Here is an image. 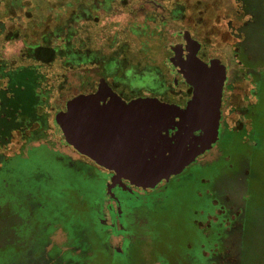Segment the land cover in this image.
I'll use <instances>...</instances> for the list:
<instances>
[{
  "label": "rangeland",
  "instance_id": "374dc122",
  "mask_svg": "<svg viewBox=\"0 0 264 264\" xmlns=\"http://www.w3.org/2000/svg\"><path fill=\"white\" fill-rule=\"evenodd\" d=\"M91 1L8 0L7 3H2L0 0V22L15 33L11 41L4 35L0 36V71L9 68L12 76L17 72L18 68L14 71L13 66L17 61V66L36 68L38 73L44 76L45 81L35 89L37 105L33 108L37 110L39 107L38 114L48 118L47 139L55 144L57 149L60 148V139L55 135L54 119L65 110L67 102L73 96L96 89L99 82L103 81L102 70L90 64L84 67L86 69L71 71L66 69L61 57L56 56L51 64L41 62L40 60H50L54 57L50 50L40 51L36 57L38 60L24 56L23 51L24 47L27 52L35 50V45L40 43L44 33L64 24L78 5H86ZM176 3L181 4L183 10L178 21L161 26L157 30L154 24L149 23L145 35L136 38L130 35L129 28L134 22L145 24L146 10L160 4L170 12ZM138 9L141 10L137 11ZM247 19L236 0H113L112 10L101 15L100 22L94 20L95 22L83 25L88 34L80 29L79 39L86 41L85 38L90 35L89 42L91 41L95 48H103L107 56L111 52L110 37L116 34L123 38L122 46L133 49V52L137 53L140 47L146 46L154 50L156 57H160L175 42L173 32L187 29L206 45L210 44L215 51L232 47L233 62L240 64L235 53L239 50L238 42L242 40V35L237 30ZM258 28L256 26L253 29ZM249 35L244 46L250 50L251 55L243 51L240 53L242 72L239 66L233 67V89L230 93L233 114L228 117V122L233 125V129L245 126L247 132H250L245 138L247 142H241L242 138L239 137L238 140L234 135L232 144H229L225 151V157L222 155L214 164H223L231 170L230 172L233 171V177L248 170V183L254 185V188L251 193H247L243 183L235 184L232 186L233 200L239 203L259 199L260 205L264 206V106L259 102L248 107L246 118L250 119V122L241 114L246 106L256 102L253 96L256 87H261L264 81L257 83L262 73L258 68L261 61L253 57L260 55L261 59H264V37ZM48 46L54 47L56 43L49 42ZM135 75L128 74L127 83L130 79L134 81ZM40 81L41 79L38 82ZM5 84L6 80L1 81L0 88ZM136 86L139 87L140 83ZM261 91L264 93V86ZM16 117L17 115H11L9 119L17 122ZM33 128H38V125ZM23 143L24 135L17 132L13 134L10 145L0 148V154L6 159L11 158L4 160L0 168V264H114L108 259L103 243L87 231L92 220L91 209L85 206V202L88 203L94 198L88 188V184L93 182L91 174L87 169L82 173L75 172L76 167H70L68 161L58 152L51 151L52 157L49 160L35 158L33 148L28 145L19 152ZM240 148L243 155L241 159L237 156ZM61 149L76 158L70 150L68 152L63 147ZM226 155L234 156L233 162L227 159ZM198 163L199 159L187 168L184 174L192 172ZM232 163L233 168L230 169ZM255 183L258 186H255ZM170 190V197H176L177 190ZM184 191L179 189L178 192ZM197 203L185 202L180 210L179 207L158 204L157 214L140 220L141 223L138 224L141 225V230L132 236L136 241L148 240L145 241L149 244L148 249L153 248L150 245L151 240L156 246V252L149 255L148 250L149 253L145 257L148 263H141L137 258L131 261L126 259L127 263L207 264V260L202 256L203 248L210 251L215 247V243L220 242V228L216 223L207 224L204 228L199 226V222H206L207 215L194 212ZM32 208L34 210H31ZM181 210L185 212H179ZM209 212L211 214L213 208ZM249 216L246 239L243 245L237 248V252L240 254L241 264H264V209H257ZM196 234L202 236L201 241L194 240ZM170 238L174 239L166 240ZM113 244L118 245V241L113 240ZM224 249L229 251L227 245ZM233 264H240L239 260Z\"/></svg>",
  "mask_w": 264,
  "mask_h": 264
},
{
  "label": "flooded vegetation",
  "instance_id": "af4514ba",
  "mask_svg": "<svg viewBox=\"0 0 264 264\" xmlns=\"http://www.w3.org/2000/svg\"><path fill=\"white\" fill-rule=\"evenodd\" d=\"M7 2L8 0H2V3ZM112 4L113 0H92L89 4L78 5L64 24L56 26L41 36L40 43L35 45L36 49L33 51L30 50L32 53L29 51L31 54L24 47L23 55L26 57H34L36 60L37 54L40 51L50 50L51 53L54 51L52 53L54 55L52 59L40 60L41 62L51 64L56 59V56L57 58L61 57V48L63 46L67 47V43H70V46L74 50H82L83 52L82 59L78 61L79 65L74 63L75 65L73 64V67L78 68L79 66L83 67L93 64L101 68L103 81L122 100L129 102L137 98H156L162 102L184 108L193 95V88L177 76V69L172 66V63L181 54L186 52L188 41H197L200 44V48L197 51L199 60L208 65L213 60H219L226 68L218 137L211 148L197 158V160L199 159L198 166L188 175L184 174V171L194 164L196 160L181 174L171 178L169 181H162L155 188L144 189L137 187L126 179L118 177L114 172L99 166L88 157L81 155L74 148L65 144L57 134L55 118V135L60 139V145H58L60 148L57 149L54 146L55 144L50 143L47 139L48 118L43 114H38L39 107L37 110L35 108L34 111L29 112L20 109V113L16 114L17 117L15 120L17 122L11 121L6 115L7 112L12 111V108L5 106L4 102L14 99L13 95L9 93V86L12 82L11 77H14L15 74H18L19 77L25 69L32 68L17 66V61L13 66L15 67L14 71L18 69L12 76L9 68H4L0 71V82L6 80L5 86L0 88V148L10 145L13 141V134L18 132L24 135V143L19 152H21L24 146L28 145L33 148L34 157L39 160H49L52 157V152H58L68 161L70 167H76L75 172L82 173L84 169H87L88 173L91 174L90 176H92L91 178H93V182L88 184V188L94 196L91 201L89 200L88 203L85 202V206L91 209L92 220V224L89 225L87 231L103 243L104 247H106L105 249H107L108 259L114 264H117L119 261H124L130 253L135 251L139 253L142 259L141 263H148V260L145 258L149 253L148 250H150L149 255H152L157 249L151 240L150 245L153 247L152 249L147 248L149 244L146 242L148 240H133L132 236L136 235V231L139 232L141 230V225L138 223H141L140 220L142 221L155 216L157 214L156 209L158 204L178 208L188 201H192L193 203L198 202V206L194 211L196 214L207 215L206 222H199L200 227L204 228L207 224L216 223L220 228L218 233L220 242L215 243L213 245L215 247L210 251L203 248L202 256L207 260V264L236 263L240 259L237 248L243 245L248 232L246 225L250 217L245 216L246 208L255 204L256 200L235 203L233 200L232 186L237 183L240 185L243 183L244 188H246L245 192L251 193L249 189L254 185L248 183V170L233 177V171L230 172L231 170L229 171L223 164L216 165L214 163L222 155L225 157V151L229 144H232L231 140L234 138V135H236L238 140L241 137V142H247L245 138L250 132V130L247 132L245 126L240 129H233V125L231 126L228 122V117L233 114V100L230 94L233 89V67L236 68L239 66L241 71L243 62L239 59L237 62H240V64L233 62L232 47L215 51V48H212L210 44L206 45L198 37L190 34L187 29H180L173 32L172 36L175 38V42L160 57H156L154 50L146 46L140 47L137 53L133 52V49L131 50V48L122 46L124 43L123 38L116 36V34L110 37L112 39L110 43L111 52L105 56L103 48H95L90 43L91 41L89 42L90 35H87L85 38L86 41H81L79 39V33L80 29H82L88 34L86 32L87 28L83 25L85 23H92L94 20L100 22V16L112 10ZM155 6V8L145 11V24L134 22L131 28H129L130 35L133 38L142 34L145 35L149 29V23L154 24V28L157 30L161 26H168L170 23L178 21L179 16L183 14L182 6L179 3H176L170 12H167L160 4H155ZM140 10L138 9L137 11ZM62 32L65 34L63 35ZM3 35L11 41L15 33L8 30L0 22V36ZM49 42L56 43V46H48ZM82 46L84 47L82 48ZM238 49L239 52L237 51L235 53L237 58H239L242 52L240 47ZM248 53L247 51L246 54ZM66 61L65 59L64 64H66ZM36 70L38 71V69ZM133 73L136 74L134 81L130 79L129 83H127V75ZM38 74L41 76L40 73ZM41 77L42 79L39 84L44 82V76ZM17 82H19V79H17ZM20 82L24 83V80ZM137 83H140L139 87L136 86ZM97 87L93 92L97 91ZM134 89H137V91H134ZM256 91L253 95L256 98V102L250 103L241 113L245 118L248 107L260 102ZM22 97L28 98L26 95ZM44 98L48 99L47 96H44ZM11 115L13 114L11 113ZM247 120L250 122V119ZM36 124L38 128L34 129L33 127ZM27 131H29V134H27ZM62 147L64 150H70L76 155V158H73L69 153L62 152ZM240 150L241 148L237 153L239 159L243 158ZM233 157L226 155V158L231 160V162H233ZM9 159H6L3 154H0V168L2 162ZM232 168L233 163L230 166V169ZM173 188L177 190L176 197H170V192H172L170 189L173 190ZM179 189L185 191L180 193L178 192ZM211 208H213V212L210 214L209 210ZM31 210L34 209L32 208ZM167 237L166 235L165 238ZM172 239L166 240L171 241ZM196 239L201 241L202 236L198 234L194 240L196 241ZM113 240H117L118 245H114ZM226 243H229V245ZM48 245L45 246L47 249H49ZM226 245L229 251L224 249ZM202 247L205 246L202 245Z\"/></svg>",
  "mask_w": 264,
  "mask_h": 264
},
{
  "label": "water",
  "instance_id": "95a60500",
  "mask_svg": "<svg viewBox=\"0 0 264 264\" xmlns=\"http://www.w3.org/2000/svg\"><path fill=\"white\" fill-rule=\"evenodd\" d=\"M199 48L197 41H188L186 52L172 63L193 88L186 107L156 98L126 102L102 81L96 92L67 102L56 115L57 134L137 187L155 188L178 176L216 142L221 120L226 68L219 60L203 63Z\"/></svg>",
  "mask_w": 264,
  "mask_h": 264
},
{
  "label": "trees",
  "instance_id": "16d2710c",
  "mask_svg": "<svg viewBox=\"0 0 264 264\" xmlns=\"http://www.w3.org/2000/svg\"><path fill=\"white\" fill-rule=\"evenodd\" d=\"M236 1L240 5L244 16L248 18L247 22L237 30L242 35L241 37L242 40L238 42V47H240L241 51L245 52L246 54L247 51L250 53V50L246 46H244L245 44H247L246 38L248 37V34H250L249 35L250 37L253 35L256 36V34L264 37V0H236ZM256 26L259 28L256 30L253 29L254 27L256 28ZM83 47L84 46H82V48ZM73 50H74L73 48H70V43H67V47L61 48V57L64 61L65 59L67 60L65 64L66 69L74 71L75 69H78V68L82 69L84 67H88L89 65L83 66V67L79 66L78 68L73 67V64L74 63L78 64V61L81 60L83 57L82 50H74L75 52H73ZM52 53H54V51H52ZM72 53H76V54H72ZM249 53L247 55H251ZM257 56L258 57L256 56H253V57L261 61V63H259L258 68L260 72L262 71V73L264 74V68H263L264 59L262 60L260 55H257ZM37 72L38 71L36 69L29 68V69H25L24 72L19 77H18V74H15L14 77H11L12 82L10 83V86H9V91H10L9 93L13 95L14 99L6 100L4 102L5 106L7 107L9 106L12 108V111L10 110L9 113L7 112L6 114L7 117H11V113L13 114L12 116L16 115L17 113H20V109L24 111H28V112L34 111L33 107L37 105V99H35V89L39 84L38 82L39 79H42V77ZM262 73L261 75H259L260 80H258L257 83H261L264 80V75H262ZM17 79H19V82H17ZM22 80H24V83L20 82ZM100 83L101 82H99V84ZM262 86H264V81L261 87L257 86L256 95L258 96L260 103H262V105L264 106V93H262L261 91ZM89 93H92V90L87 91L86 93H78L75 96H73L72 99L79 95L89 94ZM25 95L28 98L22 97ZM255 186H258L257 183H255ZM260 186L262 189V183L260 184ZM253 188L254 186H251L249 190H252ZM262 194L263 193H261V195ZM255 203L257 206L253 204L251 207L246 208L245 216L250 217L249 215L253 212H256L257 209H260V208L264 209V206L260 205L259 199H257ZM180 209H182L181 205L179 206V210ZM183 211L184 210H181L179 212H183ZM187 212L189 213V210ZM136 258L139 262L142 261L139 253H137L136 251L130 253L129 256L127 257L129 261L135 260ZM241 261L242 260L240 258L239 259L240 264H241ZM117 264H129V263H127L125 259L124 261H119Z\"/></svg>",
  "mask_w": 264,
  "mask_h": 264
}]
</instances>
